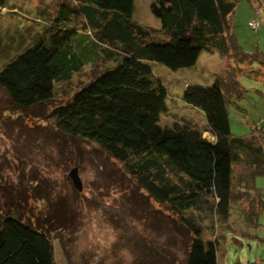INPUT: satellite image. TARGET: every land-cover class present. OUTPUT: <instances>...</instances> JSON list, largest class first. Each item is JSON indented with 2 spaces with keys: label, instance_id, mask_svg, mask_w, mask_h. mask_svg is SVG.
<instances>
[{
  "label": "trees",
  "instance_id": "obj_1",
  "mask_svg": "<svg viewBox=\"0 0 264 264\" xmlns=\"http://www.w3.org/2000/svg\"><path fill=\"white\" fill-rule=\"evenodd\" d=\"M134 1L50 0L36 19L48 23L0 70V89L14 110L43 108L54 101L57 83L82 70L85 52L116 64L51 109L57 135L93 142L124 167L140 193L134 203L152 200L144 221L170 222L187 235L182 264H220L218 240L230 215L255 228L264 213V189L254 185L264 176V129L257 124L259 135L236 137L229 128V104L243 92L238 78L264 80V54L242 51L233 14L241 3L255 13L264 1L153 0L159 29L133 20ZM7 2L0 0V17ZM202 53L217 54L223 66L210 86L185 83L181 101L202 113L214 142L188 121L161 124L167 90L145 63L177 71L195 66ZM206 233L213 242L203 240ZM49 235L45 226L0 212V264H54Z\"/></svg>",
  "mask_w": 264,
  "mask_h": 264
},
{
  "label": "rangeland",
  "instance_id": "obj_2",
  "mask_svg": "<svg viewBox=\"0 0 264 264\" xmlns=\"http://www.w3.org/2000/svg\"><path fill=\"white\" fill-rule=\"evenodd\" d=\"M152 2L135 0L133 20L159 29L160 22L150 11ZM47 3L50 0H8V9L2 10L0 17V70L29 47L43 24L48 23L44 18L36 22ZM262 12L258 18L260 27L253 31L248 21L255 18V13L245 3L234 11L233 33L244 53L264 54ZM20 32H25L22 42ZM85 58L87 62L79 73L54 86V101L43 108L14 110L0 89V212H12L25 223L45 226L53 246L54 264H182L187 235L170 222L152 225V217L144 221L143 211L150 210L146 205L152 200L138 206L134 203V194L140 193L134 190L124 167L105 157L93 142L57 135L51 109L67 102L94 77L117 67L113 62L99 60L90 50L85 52ZM145 63L167 90L168 108L161 124L185 123L188 118L198 127L203 126L202 113L185 110L181 101L185 83L210 86L223 61L202 53L195 66L177 71L156 62ZM238 81L243 92L229 104L230 134L248 137L257 124L264 129V80L241 76ZM207 134L203 132V137L209 138ZM72 168L78 169L81 192L74 189L68 177ZM254 185L263 190L264 176H257ZM140 196L137 197L146 202ZM162 211L168 210L163 206ZM235 215H230L234 218L226 222L218 240L220 264H264V213L259 215L255 228L247 227L242 215ZM203 240L213 242L214 238L206 233Z\"/></svg>",
  "mask_w": 264,
  "mask_h": 264
},
{
  "label": "water",
  "instance_id": "obj_3",
  "mask_svg": "<svg viewBox=\"0 0 264 264\" xmlns=\"http://www.w3.org/2000/svg\"><path fill=\"white\" fill-rule=\"evenodd\" d=\"M68 177L70 178L72 185L74 189H76L78 192L82 191V182L78 175V169L72 168L68 174Z\"/></svg>",
  "mask_w": 264,
  "mask_h": 264
},
{
  "label": "crops",
  "instance_id": "obj_4",
  "mask_svg": "<svg viewBox=\"0 0 264 264\" xmlns=\"http://www.w3.org/2000/svg\"><path fill=\"white\" fill-rule=\"evenodd\" d=\"M263 1H264V0H263ZM263 4H264V2H263ZM263 6H264V5H263ZM262 13L264 14V7H263V12H262ZM247 16H249V14H247ZM249 20L251 21V20H253V19L250 18ZM250 21H248V22H250ZM263 23H264V20H263ZM209 55H210V54H209ZM215 55H216V56L218 57V59L221 61V58H220L217 54H213V55H210V56L213 57V56H215ZM199 59H200V57H199ZM186 108H187V106H185V110H189V109H190V108H187V109H186ZM192 111H193V110H192ZM197 113H200V112H197ZM187 121L189 122V124L196 126V127L199 128L200 130H205V124H204L203 126H201V127H198V126L195 125V123L192 122L191 120H190V121H191V122H190L188 118L185 119V122H187ZM202 128H203V129H202ZM202 132H204V135H208V134H207L208 132H207V133H206L205 131H202ZM206 139H207L208 141H210V142H214V138H213L212 136H209V138H206Z\"/></svg>",
  "mask_w": 264,
  "mask_h": 264
},
{
  "label": "built area",
  "instance_id": "obj_5",
  "mask_svg": "<svg viewBox=\"0 0 264 264\" xmlns=\"http://www.w3.org/2000/svg\"><path fill=\"white\" fill-rule=\"evenodd\" d=\"M261 12H262L261 7H255V14L257 17H259ZM248 27L253 31H257L260 27V23H259L258 19L251 20L250 22H248ZM257 129H259L258 125H256V130Z\"/></svg>",
  "mask_w": 264,
  "mask_h": 264
}]
</instances>
